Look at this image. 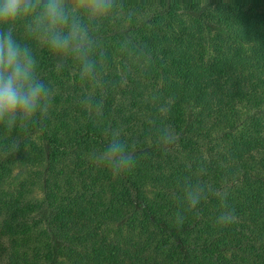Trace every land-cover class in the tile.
<instances>
[{"label": "trees", "instance_id": "trees-1", "mask_svg": "<svg viewBox=\"0 0 264 264\" xmlns=\"http://www.w3.org/2000/svg\"><path fill=\"white\" fill-rule=\"evenodd\" d=\"M0 264H264V0H0Z\"/></svg>", "mask_w": 264, "mask_h": 264}, {"label": "rangeland", "instance_id": "rangeland-1", "mask_svg": "<svg viewBox=\"0 0 264 264\" xmlns=\"http://www.w3.org/2000/svg\"><path fill=\"white\" fill-rule=\"evenodd\" d=\"M36 196H37V192H36Z\"/></svg>", "mask_w": 264, "mask_h": 264}]
</instances>
